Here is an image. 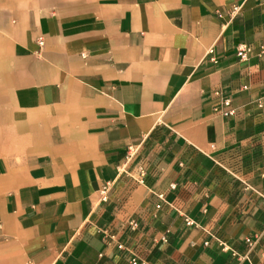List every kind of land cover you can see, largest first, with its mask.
Segmentation results:
<instances>
[{"label": "crops", "instance_id": "obj_1", "mask_svg": "<svg viewBox=\"0 0 264 264\" xmlns=\"http://www.w3.org/2000/svg\"><path fill=\"white\" fill-rule=\"evenodd\" d=\"M260 46L264 0H0V264H264Z\"/></svg>", "mask_w": 264, "mask_h": 264}, {"label": "built area", "instance_id": "obj_2", "mask_svg": "<svg viewBox=\"0 0 264 264\" xmlns=\"http://www.w3.org/2000/svg\"><path fill=\"white\" fill-rule=\"evenodd\" d=\"M238 6H232L229 11V18H232L238 11ZM216 14L218 16H221L220 12L217 10ZM38 45H42L43 41L41 38H38L37 40ZM261 51H264V46H260ZM251 49L248 45L245 44H241L237 47L236 49V56L238 57L239 60H247L249 53H250ZM216 111L221 114L222 116L225 117H229V116H233L235 114V108L231 105V101L229 98H224L222 97L218 107L216 108ZM136 149H134L133 147L129 146L127 148V152H126V159H131L133 157V155L135 154ZM135 171L138 177H140V181H142L143 176L145 175V167L143 164L138 163L135 166ZM111 190V183L110 182H105L104 184H102V186L100 187L98 194H99V201L101 202H105L108 200L109 198V193ZM158 198L162 199L163 196L162 194H158ZM156 207H159V205H156ZM189 223V221H187ZM128 226L131 230H135L137 228V222L134 219H131L128 222ZM106 240L109 242L114 241V235L111 234H104ZM247 243L249 246L252 245L253 241H251L250 239H247ZM118 248H123V245L121 243H118L116 245ZM130 264H146L143 261L138 260L136 257H133L130 259Z\"/></svg>", "mask_w": 264, "mask_h": 264}]
</instances>
